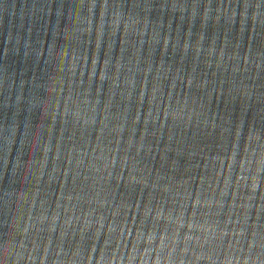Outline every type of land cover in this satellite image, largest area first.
Returning <instances> with one entry per match:
<instances>
[{"label": "water", "instance_id": "1", "mask_svg": "<svg viewBox=\"0 0 264 264\" xmlns=\"http://www.w3.org/2000/svg\"><path fill=\"white\" fill-rule=\"evenodd\" d=\"M102 2L95 0L89 17V0H0V245L21 242L13 222L20 230L28 228L22 254L25 258L33 256L35 264H72L73 260L85 264L93 248L92 233L82 220L75 222V217L65 228L69 215L65 209L82 214L89 207L87 199L96 196L88 165L102 166V161L93 160L101 148L109 160L115 158L111 179L101 186V197L133 207L117 217L121 225L127 219L133 237V224L140 226L135 205L143 208L150 199L154 208L167 212V218H174L180 226L179 237L173 234V226L168 227L161 259L168 255L169 247H174L173 262L190 261L192 255L181 256L183 237L198 238L205 226L200 220L204 216L209 218V227L226 224L231 229L239 221L246 222L244 247L254 234L260 243L264 236V173L247 215L238 207L247 191L237 194V207L233 208L231 195H236L235 180L241 179L239 163L250 133L264 140V0H108L97 49ZM206 5L210 11L205 20ZM116 11L121 13V27L110 36L109 25ZM127 17L139 21L137 31L147 22L143 37L131 31L125 35ZM89 19L91 30L87 32ZM153 33L157 42L150 45ZM165 38L169 41L166 48ZM73 55L81 59L75 75L70 76L67 69ZM84 58L87 63L81 76ZM117 59L122 62L117 86L107 80L101 84V66L105 60L115 65ZM96 60V76L89 85ZM113 72L110 66L109 76ZM177 72L180 79L173 83ZM154 82L163 84L159 108L156 104L150 108ZM70 92L72 99L95 117L94 125L81 127L71 114L62 118ZM85 92L90 95L85 97ZM84 99L89 101L87 105L82 103ZM185 100L188 106L182 111ZM166 103H170L167 115ZM188 108L199 115L189 116ZM117 127L123 129L119 136L114 131ZM234 142L237 165L229 174L227 156ZM69 150L87 153L80 168L76 167L75 151L69 161ZM220 157L224 158L223 166L214 163ZM246 159L252 160L254 172L258 155ZM130 174L139 182L129 183ZM226 177L229 196L222 197ZM69 195L81 199L68 203L60 198ZM20 196L26 202L13 204ZM208 204L213 207L205 208ZM181 206L183 211H179ZM54 214L60 217L55 224ZM190 229L195 231L190 233ZM107 232L105 227L95 245L92 264L99 259ZM171 236L178 244L172 245ZM148 239H155V234ZM187 247L192 254L212 251L191 242ZM114 249L113 245L106 250V258ZM127 255L125 250V261ZM0 264L12 262L0 255Z\"/></svg>", "mask_w": 264, "mask_h": 264}, {"label": "clouds", "instance_id": "2", "mask_svg": "<svg viewBox=\"0 0 264 264\" xmlns=\"http://www.w3.org/2000/svg\"><path fill=\"white\" fill-rule=\"evenodd\" d=\"M108 6V0H103L100 4V26L97 29V49L99 48L101 37L103 36V29H104V17H105V9ZM247 2H245V8H247ZM96 7L95 0H89L88 4V14L91 17L93 9ZM119 8L120 6L117 5ZM210 11V7L208 5L205 6V14L204 19L208 18ZM227 11V10H225ZM219 12V9H218ZM232 16H235V10L232 11ZM121 13L116 11L111 19V23L109 25L111 32L109 33L110 36H115L116 32L121 27ZM139 21L133 20L131 17H127L124 20L123 28L124 33L127 36L128 33L131 31L133 34L139 35L143 37L147 31V22L143 24V27H139ZM91 30V19L88 21V28L85 31L90 32ZM202 39V38H201ZM157 42V35L155 33L152 34L151 39L149 41L150 45H153ZM168 39L165 38V48L168 44ZM142 43V41H141ZM185 51H187V44H185ZM197 50H199V44L197 45ZM139 53V49L136 50ZM65 57L67 53L64 54ZM81 58L73 55L71 57L68 72L70 76H74L77 71V64ZM87 60L86 58L83 59V63L80 66L81 76H83L84 67L86 66ZM98 60H96L92 65V71L89 74V85L91 81L96 76V65ZM114 68V72L111 76L108 74L109 67ZM122 68V62L120 59H117L115 65H111L110 60H105L103 66L100 68V75L102 77L100 83L102 84L104 81H108L111 83L113 87L117 86L119 79H120V72ZM63 71V68L61 69ZM147 75V72H145ZM167 79V77H165ZM177 79H180V74L177 72L176 79L172 80L174 83ZM183 82V81H182ZM129 86H131V82H129ZM190 86V82H189ZM146 91V85L141 88V94L139 98V102H143L142 98ZM99 94V89H98ZM85 97L89 96V92H85L83 94ZM163 96V84L160 82H154L153 88L151 91L150 96V108L152 104H156L157 108H159V98ZM69 102H71V107H69ZM84 105H87L89 101L84 99L82 102ZM188 106V101L185 100L183 104H181V110ZM170 103H166L165 107V115L169 110ZM59 110V104L53 107V122H55V114ZM189 116L192 115H199L194 109L188 108ZM69 114L72 115L74 121L80 124L81 127H90L95 124V117L91 116L87 111L83 110L80 105L77 104L75 100L72 99L71 92L69 93L68 98L65 100L64 110L62 118L67 117ZM159 113H156L158 116ZM153 116V119L156 118ZM138 122V121H134ZM122 128L117 127L114 129L117 136L122 132ZM237 136H239V130L237 131ZM11 142V141H10ZM129 147L131 146V138L129 139ZM59 150V149H58ZM73 151L76 152L77 160H76V167L80 168L83 165L82 157L87 155L85 152H80L79 150H69V161H71ZM139 151V148H138ZM45 154H47V148H45ZM236 154H237V145L234 142L231 152L227 156V164L229 167V174L233 167L237 165L236 161ZM244 156H242L239 169H240V180H235V189L236 195L232 196L233 207H237L235 204V200L237 198V194L240 193L242 190H246L248 195L241 196L240 198L244 201L242 205L238 207H243L245 210V215L249 211L248 205L252 204V201L255 199V194L258 189H261V174L264 173V140H261L258 134L250 133L248 141L246 143ZM258 160L256 161L257 167L253 172L251 168L252 160L246 159L247 156H257ZM59 159V156L56 157ZM94 161H102V166L97 163H90L88 168L92 171L93 176L92 179L94 181L93 188L96 192L95 197H90L87 199L86 203L89 205L87 209H84L82 214L79 211L74 209H65L69 215L64 220V227L68 228L75 222L79 223L81 220L84 223L85 228L89 229V232L92 233V243L93 248L92 251L89 252L87 260L85 264H92V257L95 252V245L100 242V236L103 234L105 227H107V238L103 241V248L101 250L99 259L96 260V264H201L203 261L204 264H264V236L260 237V243H257L256 235L254 234L251 238L247 241V247H244L245 243V236L246 231L244 225L246 222H238V226H231L224 225L223 227L212 226L209 227L207 225L208 217H200L201 221L205 222L204 228H201L200 235L196 239L188 240L186 236L183 237L184 241V248L181 251V256L192 255L193 258L190 261H185L183 259L177 260L173 262L171 259L175 249L174 247L168 248V255L161 259L160 255L165 250L164 242L168 239L167 229L171 225L174 227L173 234L176 237L180 236V226L175 224V220L167 218V212L159 211L160 209H156L153 207L151 199L147 204L144 205L143 208L140 207L139 204L135 205V212L136 218L137 215L140 217V226L139 228L135 227V223L133 224V229H135V236L133 237L132 230H129L127 225V219L124 220L123 225L117 221V217L129 211H132V206L128 204H114L113 199L107 198V196L101 197L102 193V185L107 184V182L111 179V171L110 168L115 165V158L113 157L112 160H109L108 157L104 153V149H100V154L93 156ZM221 161H224L223 157H220L218 160H214V163H219V165L223 166ZM126 162V161H125ZM231 162V163H229ZM123 163L121 167H123ZM28 165H25V171L27 172ZM134 171V166H133ZM99 173V175H97ZM67 174V173H65ZM219 175V173H217ZM51 182V181H50ZM134 176L130 174L129 176V183H137ZM142 183V182H141ZM39 184V177L37 178V186ZM145 187L148 185L144 184ZM167 188V187H165ZM164 191V189H163ZM164 191V192H169ZM221 196L226 197L229 196L228 193V179L225 178L224 188L221 190ZM61 199H66L68 203H73L75 200L77 203L80 201L81 197L77 195L75 198L71 195L65 197H60ZM262 198H264V191H262ZM26 202L24 196H20L19 198H15L13 200V204H23ZM76 204V203H75ZM216 207H222V205L217 204ZM205 208H211L213 205L208 204L204 206ZM198 208H200L198 206ZM111 209V211H107ZM179 211H183L182 206L179 208ZM159 212V215L157 213ZM53 224H55L59 220L58 215H53ZM43 219H46L43 216ZM135 221V218H133ZM12 221V218H11ZM109 221H111L109 223ZM163 224L164 228L160 229V225ZM12 225L15 227L17 233L21 237V242L19 244H8V245H0V255H2L6 260L11 259L12 264H35V258L29 255L27 258L22 254L24 249L23 238L28 233V228H24L20 230L18 224ZM94 229V233L92 230ZM54 230V229H53ZM195 229H190L189 232H193ZM159 233V235H157ZM96 234V239L93 240V235ZM155 234V239L149 240L148 237ZM172 234V236H173ZM83 230H81V236L83 237ZM171 236V243L172 245L178 244L176 240H174ZM227 239V245L225 246L224 241ZM159 240V243L156 241ZM195 244L200 249H211L212 251L208 254L201 255V254H192L189 252L187 245L189 243ZM129 244L131 245V249H129ZM115 246V249L112 255L106 258V250L112 246ZM155 246V247H154ZM256 249L257 251H253ZM127 250L128 255L126 261L124 259L123 253ZM117 252L120 253V256H117ZM59 255V253H58ZM75 255H79V250H77ZM43 264V262H42ZM72 264H76L75 260H73Z\"/></svg>", "mask_w": 264, "mask_h": 264}]
</instances>
